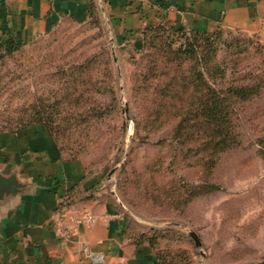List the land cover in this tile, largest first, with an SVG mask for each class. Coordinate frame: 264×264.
I'll list each match as a JSON object with an SVG mask.
<instances>
[{
	"label": "rangeland",
	"instance_id": "obj_1",
	"mask_svg": "<svg viewBox=\"0 0 264 264\" xmlns=\"http://www.w3.org/2000/svg\"><path fill=\"white\" fill-rule=\"evenodd\" d=\"M263 38L165 24L118 36L99 9L64 20L0 51V133L39 122L65 157L102 173L148 242L129 264H153L158 249L169 264H261ZM146 177L175 182L183 212L140 198Z\"/></svg>",
	"mask_w": 264,
	"mask_h": 264
},
{
	"label": "crops",
	"instance_id": "obj_2",
	"mask_svg": "<svg viewBox=\"0 0 264 264\" xmlns=\"http://www.w3.org/2000/svg\"><path fill=\"white\" fill-rule=\"evenodd\" d=\"M93 8L118 36L165 24L264 37V0H0V42L31 43ZM11 171L26 186L0 205V264H129L148 249L132 244L129 214L102 173L65 157L41 124L0 133V172ZM87 212L91 223L81 220Z\"/></svg>",
	"mask_w": 264,
	"mask_h": 264
},
{
	"label": "trees",
	"instance_id": "obj_3",
	"mask_svg": "<svg viewBox=\"0 0 264 264\" xmlns=\"http://www.w3.org/2000/svg\"><path fill=\"white\" fill-rule=\"evenodd\" d=\"M93 10H95V9L93 8V9L90 10L89 15L93 14ZM160 25H164V24H160ZM160 25L148 26L143 31L148 30L150 28H154V27L160 26ZM179 29H181V28H179ZM218 30H221V29H217L215 31H218ZM192 31L193 32H197V33L200 32V31H195V30H192ZM215 31H212V32H215ZM202 33H206V32H202ZM16 44H24V43L17 42L11 36H7V37H5L0 42V51L3 50V49H5V48L11 49V48H13V46H16ZM33 124H41V123H39V122L31 123V124H27V125H25L23 127H26L28 125H33ZM41 125L45 129H47L48 132L52 135V137L55 140L56 145L58 146V149L64 155L63 150L61 149L59 143L57 142V139H56L55 135L53 134V132L49 128H47L45 125H43V124H41ZM23 127H20V128H23ZM20 128H16V129H20ZM16 129H14V130H16ZM211 139L212 138H209L210 142L212 141ZM213 145L215 147H212ZM210 147L215 148V149L216 148L217 149L219 148V149L222 150V149H224V144L221 147H219L215 143V144H212ZM67 158L78 159V158H75V157H67ZM156 172H157L156 170L153 171L151 173V176L152 175L154 176V173H156ZM153 178L154 177H152L150 179V178H147L146 177V178H142L139 181V185L138 186L140 188V191L138 193V196L140 198L146 199L145 201L151 200L150 202L153 205H156V204H160V205H163V206L166 205V206L170 207V209H172L173 211L182 213L183 212L182 209L186 206V200H187V198H185L186 200L181 201V199H180V193H179V186L178 185H175V182L168 183L167 185L165 183V185H163V186H156V182H155V180ZM188 200H190L189 197H188ZM130 228H131V223L129 222L127 235L130 238L132 244L136 248H138L139 246L146 245L148 243V242H144V241H139L137 238H134L133 236H131V234H130L131 233L130 232ZM165 231H169V230H165ZM142 236L143 235H141L140 237H142ZM163 251H162V249L161 250L158 249V251L155 254H153V264H169L170 263L169 259L166 258V254L163 253Z\"/></svg>",
	"mask_w": 264,
	"mask_h": 264
},
{
	"label": "water",
	"instance_id": "obj_4",
	"mask_svg": "<svg viewBox=\"0 0 264 264\" xmlns=\"http://www.w3.org/2000/svg\"><path fill=\"white\" fill-rule=\"evenodd\" d=\"M25 186L26 184L18 179L15 171H11L8 174L0 172V205L3 204V201L8 199L9 197L19 195L25 189ZM188 234L193 239L195 246L201 245V240L198 238L194 231L191 230L188 232ZM263 263L264 262H261V264ZM241 264L253 263L245 262Z\"/></svg>",
	"mask_w": 264,
	"mask_h": 264
},
{
	"label": "built area",
	"instance_id": "obj_5",
	"mask_svg": "<svg viewBox=\"0 0 264 264\" xmlns=\"http://www.w3.org/2000/svg\"><path fill=\"white\" fill-rule=\"evenodd\" d=\"M81 220L85 223H91L94 221V216L90 213H85V215L83 216V218H81Z\"/></svg>",
	"mask_w": 264,
	"mask_h": 264
}]
</instances>
